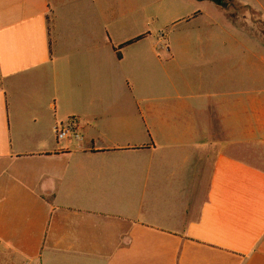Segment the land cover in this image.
Segmentation results:
<instances>
[{
  "label": "crops",
  "instance_id": "crops-1",
  "mask_svg": "<svg viewBox=\"0 0 264 264\" xmlns=\"http://www.w3.org/2000/svg\"><path fill=\"white\" fill-rule=\"evenodd\" d=\"M161 1L0 0V264H264V70Z\"/></svg>",
  "mask_w": 264,
  "mask_h": 264
},
{
  "label": "rangeland",
  "instance_id": "rangeland-1",
  "mask_svg": "<svg viewBox=\"0 0 264 264\" xmlns=\"http://www.w3.org/2000/svg\"><path fill=\"white\" fill-rule=\"evenodd\" d=\"M196 10L204 12L202 18L200 16L195 19L181 20L176 25L170 22L172 18L179 19ZM153 15L156 18H151ZM225 17H228V22ZM211 20L219 23L217 26L212 25L215 27L212 31L221 29L222 34L227 32L236 38L235 41L229 36L228 39L222 41L225 44L222 47L228 48L229 64L240 62L241 51H243L244 68L242 77L241 71L237 73L239 79L246 78L251 63L258 64L260 71L264 70V0H222L221 2L216 0H162L156 5L147 2L146 9L136 23L137 25L133 22H119L116 24L115 33L123 37L128 36L130 31L133 33L134 30H149L152 35L154 34L155 45L161 43V33H164L169 36L170 40L172 39L173 43L175 42L176 47L182 42L186 43L189 48H193L192 42L196 37L197 29L194 30L191 27L195 28L197 25L209 27ZM177 33L191 34L189 37L193 40L187 39L186 36L179 39ZM216 43H219V40ZM228 75H233V73Z\"/></svg>",
  "mask_w": 264,
  "mask_h": 264
},
{
  "label": "built area",
  "instance_id": "built-area-1",
  "mask_svg": "<svg viewBox=\"0 0 264 264\" xmlns=\"http://www.w3.org/2000/svg\"><path fill=\"white\" fill-rule=\"evenodd\" d=\"M53 132L58 140H82V133L79 127L77 116H70L53 127Z\"/></svg>",
  "mask_w": 264,
  "mask_h": 264
},
{
  "label": "trees",
  "instance_id": "trees-1",
  "mask_svg": "<svg viewBox=\"0 0 264 264\" xmlns=\"http://www.w3.org/2000/svg\"><path fill=\"white\" fill-rule=\"evenodd\" d=\"M143 36H144V35H140V36H138V37H136V38L130 39V40H128V41H125L124 43H122V44L118 45L117 47H115V49H116V51H117V53H116V54H117V57H120V53H119V51H118L119 48H121V47H123V46H125V45H127V44H129V43H131V42H133V41H135V40H137V39L143 37Z\"/></svg>",
  "mask_w": 264,
  "mask_h": 264
},
{
  "label": "flooded vegetation",
  "instance_id": "flooded-vegetation-1",
  "mask_svg": "<svg viewBox=\"0 0 264 264\" xmlns=\"http://www.w3.org/2000/svg\"><path fill=\"white\" fill-rule=\"evenodd\" d=\"M217 1L221 2L222 0H217Z\"/></svg>",
  "mask_w": 264,
  "mask_h": 264
},
{
  "label": "water",
  "instance_id": "water-1",
  "mask_svg": "<svg viewBox=\"0 0 264 264\" xmlns=\"http://www.w3.org/2000/svg\"><path fill=\"white\" fill-rule=\"evenodd\" d=\"M217 1V0H216ZM217 2H219V1H217Z\"/></svg>",
  "mask_w": 264,
  "mask_h": 264
}]
</instances>
